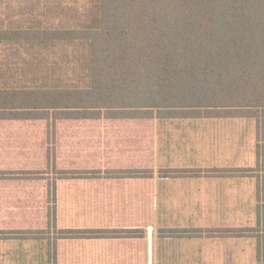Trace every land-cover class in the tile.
Wrapping results in <instances>:
<instances>
[{"label": "crops", "instance_id": "0c3cea01", "mask_svg": "<svg viewBox=\"0 0 264 264\" xmlns=\"http://www.w3.org/2000/svg\"><path fill=\"white\" fill-rule=\"evenodd\" d=\"M60 45L67 44L55 46ZM35 49L36 44L0 43V85L57 78L11 71L18 70L22 55L36 61L49 55H35ZM244 120L249 119L58 121V165L97 172L55 179V229L92 233L11 232L45 227L44 207L40 203L38 212L34 196L27 203L19 194L36 192V184L0 178V264H264V125L258 130L253 121L246 128ZM35 125L0 121V173L9 163L5 128ZM146 170L151 174L142 176Z\"/></svg>", "mask_w": 264, "mask_h": 264}, {"label": "trees", "instance_id": "16d2710c", "mask_svg": "<svg viewBox=\"0 0 264 264\" xmlns=\"http://www.w3.org/2000/svg\"><path fill=\"white\" fill-rule=\"evenodd\" d=\"M41 2L48 4L26 0L20 5L15 26L0 19V43L36 44L37 54L56 49L57 43L72 45L84 53V74L72 83L20 79L0 85V121H36L30 129L5 128L9 163L0 178L36 184V192L19 194L27 203L34 196L46 221L43 228L11 232L27 237L92 233L55 229V179L97 172L58 165L60 120L202 116L249 119L263 129L264 0H73L74 10L80 5L85 10L74 12L77 16L70 11L69 17L59 8L39 10ZM20 60L17 69L23 72L36 62L50 63L26 55ZM55 64L51 61L54 73Z\"/></svg>", "mask_w": 264, "mask_h": 264}, {"label": "rangeland", "instance_id": "374dc122", "mask_svg": "<svg viewBox=\"0 0 264 264\" xmlns=\"http://www.w3.org/2000/svg\"><path fill=\"white\" fill-rule=\"evenodd\" d=\"M26 0H0V19L3 20V23L4 24H11L12 26H15V22L16 20H18V17L17 16V12L19 10V7L20 5H22ZM48 1V4L44 3V2H41V3H38L36 5V7L39 9V10H45L46 8L49 9L50 11V7H53V8H59V11H63L64 13H66L67 17H69L70 15V11L72 13L71 16H77V14H75L74 12H77V13H83L85 8L82 7V5H80L79 9L76 11L74 10V6L73 5H70V2H72L73 0H65V3H67L66 5L65 4H62L60 6H57L56 4H52L50 3V1L52 0H47ZM56 1V0H54ZM80 1H84V0H80ZM63 8V9H61ZM78 8V6H77ZM67 17L64 15L63 18H62V21H65L64 19H67ZM11 22V23H10ZM66 23H68V21H66ZM61 46V45H60ZM77 49H80V48H77ZM74 46H61V47H57L56 49H53L52 50H55L57 52L58 55L60 56H57L55 54L54 51H49V57L50 59H47L44 58V57H37V61H48L50 63L46 64V65H42V66H38V63L36 62L34 64V66H28L26 67V70L27 71H30V73H37V74H50V73H53V78L54 77H57L55 80L51 81V82H56V83H72L74 82V76H80V75H83V68L84 67V59L80 58V56H83V52H79V51H76L77 50ZM21 51L23 52V48L21 49ZM61 52H65L67 53V55L69 56L68 58H63V55L65 53H62ZM35 55H41V56H44L43 52H41L40 54H37V52H33ZM34 61H36V59H33ZM51 61H55V62H58L59 64H55L54 66H57V71L54 73L52 72V69H53V66L50 65L51 64ZM38 66V67H37ZM58 67L60 69H58ZM11 71H19V75H23V76H26V77H41V76H37V75H34V74H27L25 75L23 73V71H20V70H11ZM42 78V77H41ZM59 78H62V79H59ZM22 78H18L17 80H20ZM44 80V79H43ZM72 80V81H71ZM13 83H16L14 81H11ZM245 121V125H246V128H250V127H254V123L252 120H244ZM263 136V134H262ZM261 136V137H262Z\"/></svg>", "mask_w": 264, "mask_h": 264}]
</instances>
